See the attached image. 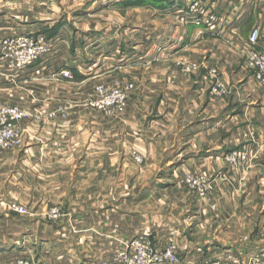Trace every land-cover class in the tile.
Returning <instances> with one entry per match:
<instances>
[{
	"label": "crops",
	"instance_id": "1",
	"mask_svg": "<svg viewBox=\"0 0 264 264\" xmlns=\"http://www.w3.org/2000/svg\"><path fill=\"white\" fill-rule=\"evenodd\" d=\"M198 1L208 8L214 7L217 16L228 20L224 32L199 34V28L185 24L183 18L189 0H155L151 7L154 14L175 16L176 20L181 16V22L177 21L171 27L173 32L165 41L166 53L152 52L134 60L137 64H151V71L148 75L146 72L135 75L117 152L110 153V141L104 133L107 125H103V121L98 125L101 135L97 138L87 128L99 121L88 122L85 118L86 122H83L85 113L81 103H55L45 104L38 110L51 112L58 107L69 111L67 118L55 115L51 119L48 112L45 113L37 123L23 126V144L19 149L0 154V257L10 254L6 249L15 236L12 233L15 216H20L3 209L10 202L11 206L19 205L29 210L28 215L20 216L25 217L26 225L22 236L28 239L31 238L30 221L44 223L50 207L58 210L57 219L52 221L58 230L52 233L63 248L52 255L55 258L60 255L68 263H61L57 258L56 264H96L113 252L114 247L108 239L120 241L135 236L141 229L143 218L147 217L154 218L155 222L167 221L169 233L163 228L156 230L155 241H159L161 233L173 240L177 236L170 230H175L172 224L178 219L171 210L162 214L155 207L156 211L148 216L141 209L142 199L132 193L147 189L140 182L143 174L176 176L186 170L214 174L215 192L221 205L230 212L229 220L226 217L214 220V228H217L214 233L221 241L224 234L221 227H228L225 232L232 234V227L240 230L244 222L250 221L253 213H247L250 212L248 208L258 207L263 211L264 89L252 79L251 71L244 64V56L248 50L247 38L254 29L260 32L258 47L264 50V0ZM178 58L197 64L199 70L180 72L171 64ZM79 61L75 58L70 62ZM163 62L166 63L152 65ZM209 69L218 72L226 90L219 98L211 91L210 85L215 79L205 75ZM75 74L80 78V85L89 83L90 75ZM245 130L255 132L252 140L240 136ZM129 133L132 137L127 136ZM131 142L144 158L141 166L126 150V145ZM93 143L101 149L89 150ZM242 143L252 150L247 164L238 167L225 165L222 161L224 154ZM68 144V147L74 145L76 150L66 149ZM259 147L263 148L258 150ZM117 162L118 177L110 182L112 166ZM15 164L19 168L17 173L20 172L16 186L13 182ZM131 177L133 181L127 182ZM138 179L140 186L135 189ZM34 181V186H30ZM177 184H166L162 191L177 190ZM15 187L22 193L21 203L14 202ZM235 223L237 225L232 226ZM45 233L46 230L38 232L39 252L51 245V237ZM249 242L246 253L254 251V242ZM257 243L264 250V240ZM119 244L115 243L117 247ZM227 245L220 243L218 248L224 249L229 247Z\"/></svg>",
	"mask_w": 264,
	"mask_h": 264
},
{
	"label": "rangeland",
	"instance_id": "2",
	"mask_svg": "<svg viewBox=\"0 0 264 264\" xmlns=\"http://www.w3.org/2000/svg\"><path fill=\"white\" fill-rule=\"evenodd\" d=\"M154 5L155 0H0V57L5 53L1 41L9 37V34L15 36L8 40L12 47L16 46L17 37L22 35L28 36L31 41L39 37L45 40L40 58L21 70H11L9 62H0L4 75L0 78V106H18L29 114L28 117L14 124L12 139L8 137L9 130L0 123V154L19 149L23 144V126L32 122L37 123L48 112L38 109L45 104L55 103L66 105L81 103L85 113L83 122H86L85 118H88V122L99 121L87 128L97 138L101 135V127L98 125H102L101 121H103V125H107L104 127V133H107L106 138L108 137L110 141V153L117 152V141L123 136L121 125L129 111L135 75L139 76L142 72L148 75L151 71V64H137L135 61L149 56L152 52L166 53L165 41L173 32L171 27L177 21L181 22V16L176 20L175 16L154 14L151 10ZM10 48L8 47L7 54L10 53ZM75 58L80 61L70 62ZM190 63L186 59L178 58L171 64L184 73L199 70V67L193 70ZM209 70L205 72L207 77ZM66 71L69 77L63 76ZM76 72L90 75L89 83L80 85V78L76 76ZM45 77L50 79H44ZM217 80L223 84L219 76ZM127 85H131L132 89L126 91ZM210 86L212 91L215 85ZM68 113L69 111L57 107L54 111L48 112V116L53 114L51 119H54L55 115L65 119ZM246 134L255 135V132L241 131L240 136L248 139L245 137ZM127 136L132 137V134L129 133ZM68 146L69 144L65 146L66 149L75 148L74 145ZM246 147L247 144L242 143L240 147L224 154L223 163L228 166H245L251 158L252 151ZM85 148L87 149V147L77 149L85 150ZM97 149V143H93V147L89 150ZM100 149L101 147L98 150ZM126 150L132 154L137 165H143L144 158L136 151L138 149L135 148L134 143L127 144ZM236 151L248 154L247 159L232 163L229 158ZM117 168L118 162L112 166L110 182L116 181ZM18 171V165L15 164L13 181L15 186L19 182ZM173 176V174H143L139 179L143 188L147 189L132 193L136 198L142 199L141 209L145 214L156 211V208L162 214L171 210L178 220L172 224L175 230L170 231L176 233L177 237L169 240L161 233L159 238L157 237L159 241H155L153 237H156V230L163 228L169 233L167 221L161 219L155 222L154 218H143L141 229L135 236L120 241L108 239L112 242L111 247H114L113 252L95 262L96 264H101L117 251L135 242H143L144 246L152 253L157 252L158 256L164 257L167 250H172L175 264H232L234 259L238 264H264V250H261V245H257V242L264 240V208L263 211L258 207L248 208L250 212L247 213H253L250 221L247 224L244 222L240 230L232 227L234 231L232 234L229 231L225 232L228 227H221L224 233L221 241L217 234L215 236L214 232L217 228H214V220L219 217L222 219L226 217L229 220L230 212L221 205L215 192L214 174L204 170L194 172L186 170L180 175ZM139 179L136 181L135 189L140 186H138ZM126 181H133V177ZM173 182L180 184L176 185L179 189L162 191V187ZM34 183L35 181L31 182L30 186H34ZM2 184L4 185V182ZM17 187L13 195L14 202L21 203L23 196L20 191H16ZM257 200L261 202L260 198ZM10 204L11 202L5 204L3 209L20 216L28 215L29 210L26 208ZM19 209H23L25 214L17 211ZM241 209L245 213L244 208ZM47 212H49L47 217L50 219L44 223L29 222L30 239L22 236V231L25 232L26 228L25 217L15 216L12 232L15 236L9 241L10 244L6 249L10 254L0 257V262L25 257L32 259L35 264H56L57 258L61 263H68L62 260L63 257L60 255L56 258L52 255L63 247L54 239L52 233L58 230L57 224L52 222L57 219L58 210L50 207ZM236 225L235 223L232 226ZM44 230H46L45 235L51 237V245H47V249L39 252L38 232L43 233ZM224 235L227 238H224ZM249 241L254 242L252 245L254 251L246 253V245L250 243ZM73 243L74 241L72 245ZM115 243L120 244L117 247ZM220 243L225 246L227 243L229 247L218 248ZM249 245L251 247V244Z\"/></svg>",
	"mask_w": 264,
	"mask_h": 264
},
{
	"label": "built area",
	"instance_id": "3",
	"mask_svg": "<svg viewBox=\"0 0 264 264\" xmlns=\"http://www.w3.org/2000/svg\"><path fill=\"white\" fill-rule=\"evenodd\" d=\"M190 3L187 7V13L183 22L185 24H192L199 28V32L221 34L226 30L228 26V20L217 16L215 14V8H208L205 4L198 0H189ZM14 34H9V37L4 38L1 43L3 45L4 55L0 57V62L10 64L11 70H21L26 66L31 65L35 60L39 59L45 45L44 38H37L31 41L28 36L22 35L17 37V43L15 47H12L9 39H13ZM260 32L258 29H254L247 38L248 50L244 56V64L248 70L252 73V79L254 82L262 89H264V50H261L259 46ZM8 47L10 48V53L7 54ZM191 68L196 70L198 68L197 64L190 63ZM3 68L0 65V78L4 75L2 74ZM64 77H69V73L64 72ZM208 77L210 79H215L216 82L213 84V93L220 97L225 93L224 85L217 80L218 72L215 69H210L208 72ZM126 91L132 89L131 85L125 87ZM125 96H122L124 100ZM28 112L18 106H0V120L1 124L5 125V129L9 130V139L13 138L12 131L14 130V124L20 122L21 120L28 117ZM53 117V114L48 116ZM246 138L252 140L253 134H246ZM248 154L242 151L233 152L230 156L232 163L238 160H246ZM18 209V208H16ZM22 214H25L23 209L17 210ZM157 252L152 253L150 249L144 246L143 242H135L133 245H127L126 248L117 251L112 255L111 258L106 259L101 264H175L176 260L174 258V253L172 250H167L163 256L156 255ZM165 262V263H164ZM0 264H35L32 259L25 257H18L13 260L6 262H0ZM232 264H238L237 260H233Z\"/></svg>",
	"mask_w": 264,
	"mask_h": 264
}]
</instances>
